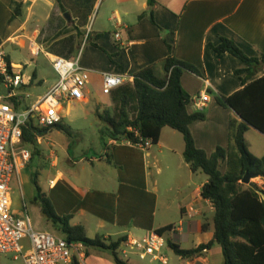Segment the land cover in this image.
<instances>
[{
	"label": "crops",
	"instance_id": "obj_1",
	"mask_svg": "<svg viewBox=\"0 0 264 264\" xmlns=\"http://www.w3.org/2000/svg\"><path fill=\"white\" fill-rule=\"evenodd\" d=\"M12 1L0 0V11L5 13L6 24L12 18ZM19 1L23 2L24 18L20 19L24 22L20 19L13 22L15 25L20 24L15 32L23 29L21 25L33 20L36 22L44 20L46 24L57 23V28L67 29L69 24L66 25L63 19L64 14L69 13L77 35L79 31L82 35L81 31L85 30L92 17L90 13L85 20L80 14L77 0L73 3L72 0H61L66 12L61 10L58 0ZM99 1L101 0L94 1L93 8ZM112 1L117 5L109 6L103 14V20L107 22L108 28L113 27V33H108L106 24H100L90 36L94 44L113 56V60L107 62L104 58L105 54L93 46L89 47V55L93 61H88L83 66L89 70L90 78L92 73L94 77L100 78L104 85V75L116 74L125 84L133 81L134 74L152 65L156 66L157 75L164 77L166 73L163 61L170 55L168 44L174 48V55L178 59L193 65L201 73L198 76L185 72L182 76L184 89L193 97L188 107L189 113L207 114L205 121L191 125L197 147L206 151L208 155L214 153L217 147H228V123L234 112L221 107L217 99L220 95L227 97L234 95L243 88L241 77L237 72L245 69L246 65L229 53L216 54L209 45L218 46L222 37L228 38L233 40L248 57L260 59L264 53V0H157L154 9L155 18L164 30L166 41L148 18H140L148 10V0ZM35 25L40 27V24ZM116 33L121 36L120 41L116 39ZM12 38L8 36L6 41L1 42L12 43L14 42ZM46 48L44 51L49 59L55 56L69 60L76 59L68 57L72 54L69 49L65 50V55H62L52 53L51 45ZM35 73L37 80L38 74L36 71ZM263 76L264 70L254 79ZM57 82L58 80L48 83L44 79L40 80V84L47 85L45 94L55 87ZM116 91L109 95L108 105H95V113L97 110L103 112L114 109L112 96ZM85 92L84 100L78 102L89 105L91 100L88 97L90 95L88 87ZM203 93H208L210 99L201 104L199 98ZM62 116L64 117L63 114ZM97 120L99 121V118ZM60 125L64 129H53L42 135L43 141L38 142L40 154L33 156L30 164L21 169L14 178L11 195L15 214L22 216L25 212L28 213L24 189L34 185L33 173H37L41 189L51 199L57 214L72 215L71 224L84 226L90 239L101 236L115 242L124 238L118 255L129 264H161L151 257L141 260L136 250L125 243L130 239H144L155 233L157 229L167 226H177V229L165 238H172L182 250H194L200 245H208L214 241L215 209L201 196L208 178L201 172L193 173L190 170L191 167L184 159L185 141L183 137H179L177 134L179 132L165 128L156 148L152 145L147 151L124 140L114 143L113 139L102 135L100 156L89 150V155L79 157L75 152L70 153L69 145L62 143L61 150L64 153L61 151L62 157H57L52 151L47 152V150L52 146L55 133L60 136L67 133L65 129L70 130L64 120ZM251 131L256 129L250 128L246 133L247 143ZM158 154L169 162H178L174 170L168 171L171 172L172 185L175 186L171 188V192L175 193L173 199L160 195L161 190L157 180L153 186L152 169H157V174L162 173ZM47 163L51 164L54 178L50 179L45 187L40 177L41 174L49 171L46 170ZM173 163L167 164V169H170ZM33 167H36L35 170ZM221 171H224L222 167ZM256 182L264 186L263 180L257 179ZM17 188L21 192L20 206L15 195ZM35 195L36 190L33 199ZM172 211L178 212V224L164 220ZM166 239L164 248L167 245ZM164 248L162 254L170 260V264H224L222 249L215 243L210 250H204L192 258H183L172 250L174 256H168L164 253ZM87 252L88 257H86ZM86 253L82 251V256H76L79 264H82L79 257H82L83 261L93 260L90 264H115L110 251H96L99 253L96 255L89 250Z\"/></svg>",
	"mask_w": 264,
	"mask_h": 264
},
{
	"label": "trees",
	"instance_id": "obj_2",
	"mask_svg": "<svg viewBox=\"0 0 264 264\" xmlns=\"http://www.w3.org/2000/svg\"><path fill=\"white\" fill-rule=\"evenodd\" d=\"M58 3L61 10L66 12L61 0H58ZM156 3L157 0H148V10L140 18H148L165 40L164 30L155 18ZM11 9V22L24 18L23 2L13 0ZM84 18L88 19V15ZM79 35L82 36L80 32ZM87 41L96 49L105 52L99 45L93 43L90 35ZM167 46L170 55L163 61L166 73L164 77L157 75L155 65L149 66L134 74L132 82L123 84L114 92L113 110L96 111L99 121L104 124L101 133L104 137L128 141L133 145L140 144L141 139L152 140V145H157L165 128L182 134L185 141L184 159L191 167L190 170L193 173L201 172L208 178L201 196L215 209V239L208 245H200L194 250H182L172 238H168L166 239L168 247L176 255L192 258L204 250H210L217 242L222 249L224 264H264V186L256 185L257 189H254L242 183L246 172L264 181V156L256 157L249 150L246 140V133L250 128L264 135V76L254 79L264 70V53L260 59L248 57L233 40L224 37L220 39L218 46L209 45L218 55L229 53L235 56L246 65V68L237 72L243 88L234 95L228 97L220 95L217 99L221 107L234 112L228 123L229 145L225 148L217 147L214 153L208 155L206 151L197 147L191 132V125L205 121L207 114L189 113L188 107L193 97L182 85V76L185 72L198 76L201 73L193 65L178 59L174 55V48L168 44ZM105 54L113 60L111 54L107 52ZM35 79L34 72L31 85ZM14 104L20 106L18 102ZM53 129L64 128L57 125L43 130L33 120L26 124L23 129V142L32 150V158L40 154L38 135ZM65 131L70 135L69 131L66 129ZM223 164L227 167L222 172ZM33 184L36 187L33 203L41 208V215L60 233L59 236L70 244L84 246L86 251L88 249L110 251L115 264H129L118 255L124 238L115 242L101 236L88 238L84 226L71 224L72 215L57 214L51 199L41 189L37 173H33ZM172 229L171 225L157 229L156 233L165 237ZM77 260L75 257L72 264H79Z\"/></svg>",
	"mask_w": 264,
	"mask_h": 264
},
{
	"label": "built area",
	"instance_id": "obj_3",
	"mask_svg": "<svg viewBox=\"0 0 264 264\" xmlns=\"http://www.w3.org/2000/svg\"><path fill=\"white\" fill-rule=\"evenodd\" d=\"M115 37L121 40L119 34L116 33ZM5 45L0 42V79L1 87L6 91L0 95V254L12 255L15 264H72L77 255L82 256L81 245L70 244L59 235L36 230L27 212L22 216L15 214L11 187L16 175L32 160V150L23 142L26 124L33 120L43 130L60 125L64 118L59 111L61 103L84 100L90 73L82 67L79 57L75 60L59 56L50 58L58 82L28 107L23 93L31 85L32 78L27 76L26 66L11 60ZM28 48L33 57L45 53L35 40H30ZM122 85V78L116 74L104 75L105 95H111ZM209 99V94L203 93L199 102L203 104ZM15 102L20 106L17 107ZM41 141L43 137L38 135L37 142ZM152 144V140L141 139L137 147L147 151ZM25 209L27 211L26 205ZM176 229L177 226H173L171 232ZM165 239L155 232L141 240L130 239L125 245L133 247L141 260L151 257L161 264H170L162 254Z\"/></svg>",
	"mask_w": 264,
	"mask_h": 264
},
{
	"label": "rangeland",
	"instance_id": "obj_4",
	"mask_svg": "<svg viewBox=\"0 0 264 264\" xmlns=\"http://www.w3.org/2000/svg\"><path fill=\"white\" fill-rule=\"evenodd\" d=\"M94 1L95 0L76 1L79 4V9L81 11L80 14L82 16L85 17V15H88L90 13L92 14L91 20L90 22H88V26L85 28L84 31H81L82 36L80 37H78L79 35H77V32L73 28L72 25L73 22L72 19L70 21L69 13H65L63 19V22H66V25L69 24V27L67 29L66 28L63 29L61 27L57 28L56 27L57 23L55 24L51 22L50 24H46L44 20H40V22H36L33 20L27 23L26 25H21L23 29H21L18 32H15L20 24L17 25L13 24L14 21L11 22V19L6 24L5 13L0 11V36L3 37L2 39L0 37V40L3 42L6 41L5 39L8 36H12L13 37L12 41H14L12 43L9 42L5 45V51L7 52V54L14 63L26 66L25 70L28 77L32 78L33 73L35 71L38 74L37 80H34L33 84L30 85L28 88H26L23 93L25 106L31 107L41 96H43L47 92V85L44 86L43 84H40L41 79H44L47 83L58 80V75L54 71L55 69L53 68L49 57H47L45 53H41L38 57H33L31 55L30 50L28 48L31 39L37 41V43L41 45L43 50L47 49L46 47L51 45L52 50L50 51L52 53L65 55L66 49L67 51L68 49L71 50L72 54L71 56L68 55V57L69 58L74 57L76 59L79 57L82 67H84L83 66L84 63L88 61L90 62L93 61V59L90 57L91 55H89L90 53L89 47L93 45L88 43L87 41L88 36L91 34L92 31L93 32L96 31L100 24H106L105 26L107 27V22L105 23L103 20V14L109 8V6L115 7L117 5L116 2L112 0H101L97 4V6L93 8ZM73 2H75V0H72L71 3ZM20 20L24 22L23 19ZM35 24H40V27L36 26ZM107 29H108L107 30L108 33H113L114 31L113 27L110 28L107 27ZM105 52L102 53L105 54ZM105 55L106 57L104 55L103 56L107 60V62L112 61L107 56V54ZM101 60L103 62V59ZM29 64H31V66ZM88 89L90 90V95H88V97L91 100L89 105H85L84 103L78 101H72V102L63 101L61 103L59 110L64 115L63 120L65 124L67 125L68 128H70V130L68 129L70 135L64 133L60 136H57L55 133L53 135L54 138L52 141V146H50L47 152L52 151L57 157H62L63 155L62 152L64 153V151L61 150V144L66 143V145L70 146L69 147L70 153L73 154V152H75L76 154L79 155V157L89 155L88 153L89 150H91L92 153H96L99 156L101 155L102 153L101 130L104 128V124L97 120L98 117L95 113V105L97 104L108 105L110 103V96L104 94L103 83L101 82L100 78L94 77L92 73L88 84ZM5 92H6L5 89L3 87H0V95H4ZM69 123L71 125H69ZM251 132L252 133L248 135V146H249L248 148L256 157L261 158V156L264 155V136L257 133L256 131H251ZM177 134L179 135L180 138L183 137L182 134L180 133ZM154 147L156 148V145ZM158 155L161 160V165L159 164V167L162 170V173L160 174L159 172L157 174V169H152L153 186L155 184V181L157 180V182L159 183V188L161 190L160 195L164 198L169 197L173 199L175 193L171 192V188L174 185H172L171 172L168 171H171L172 169L174 170V167L178 165V162L174 161L175 163L174 164L173 162H169L168 160H166L163 156H161V154ZM169 163H173V165L170 169H167V164ZM50 165L51 164L47 163L46 170L49 171L44 172L43 174H41L40 177L41 183L45 187L49 183V180L54 178L53 173H51L52 169ZM224 167L226 168L227 165L222 166L223 170H225ZM33 168L35 170L36 167ZM203 176L206 175L203 174ZM256 180L257 178L253 179L252 181L256 185H259L256 182ZM24 193L27 196L26 202L29 208L28 215L30 216L33 222L34 228L40 232H50L59 235L60 233L54 230L52 224L48 222L41 215L40 207L33 203L34 199L32 198V196L35 194V186L31 185L25 188ZM15 195L17 197V202L19 203L17 204L20 206L22 204L21 192L19 191L18 188L15 189ZM178 218H179L178 212L172 211L170 212L169 216H166L164 218V220L165 222L171 221L174 222L175 224H178ZM91 235L92 237H95L94 234ZM81 250L84 253H86V248H84V246H81ZM88 250L92 252L93 255L99 254L96 253V251L101 252V250L98 249H88ZM164 253L168 256H174L173 252L167 245L164 248ZM12 258H13L12 255L0 254V264H15ZM79 258H80L79 261L82 262V264H90L91 261H93L90 259H88L87 261L86 260L83 261L84 259L82 257Z\"/></svg>",
	"mask_w": 264,
	"mask_h": 264
},
{
	"label": "water",
	"instance_id": "obj_5",
	"mask_svg": "<svg viewBox=\"0 0 264 264\" xmlns=\"http://www.w3.org/2000/svg\"><path fill=\"white\" fill-rule=\"evenodd\" d=\"M242 120V119H241ZM257 177L254 176V174H251L249 172H246L243 179L242 183L245 185H248L254 189H257L256 184L252 181L253 179H256ZM215 245H219L217 242H215Z\"/></svg>",
	"mask_w": 264,
	"mask_h": 264
}]
</instances>
